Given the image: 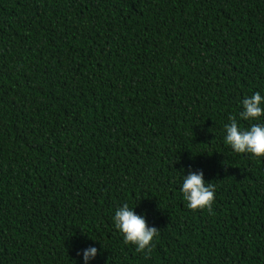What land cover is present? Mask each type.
Returning <instances> with one entry per match:
<instances>
[{
  "label": "trees",
  "instance_id": "trees-1",
  "mask_svg": "<svg viewBox=\"0 0 264 264\" xmlns=\"http://www.w3.org/2000/svg\"><path fill=\"white\" fill-rule=\"evenodd\" d=\"M256 92L264 0H0V264H264V158L224 143ZM190 171L214 215L186 207Z\"/></svg>",
  "mask_w": 264,
  "mask_h": 264
},
{
  "label": "clouds",
  "instance_id": "clouds-1",
  "mask_svg": "<svg viewBox=\"0 0 264 264\" xmlns=\"http://www.w3.org/2000/svg\"><path fill=\"white\" fill-rule=\"evenodd\" d=\"M242 111L228 117L229 123L224 126V143L237 154H248L254 159L264 158V124L253 123L247 129L240 126L239 121H256L264 116V97L259 92L241 101ZM215 185L205 183L203 172H189L183 178L181 187L182 198L190 211L207 210L213 213L215 201ZM114 228L123 238L125 245L134 247L136 253H142L150 258L154 245L153 240L158 237L159 230L148 227L143 215H137L128 203L115 210L113 216ZM80 253H78L79 255ZM84 264L95 258L97 249L94 247L83 250Z\"/></svg>",
  "mask_w": 264,
  "mask_h": 264
}]
</instances>
